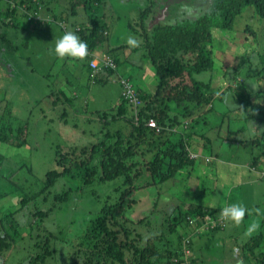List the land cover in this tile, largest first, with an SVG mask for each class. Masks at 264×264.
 Masks as SVG:
<instances>
[{
    "label": "trees",
    "instance_id": "obj_1",
    "mask_svg": "<svg viewBox=\"0 0 264 264\" xmlns=\"http://www.w3.org/2000/svg\"><path fill=\"white\" fill-rule=\"evenodd\" d=\"M108 1L0 0V25L5 26L0 30V40H3L0 41V50L15 47L5 31L9 17L16 19L13 28L22 26L23 21L32 27L27 15L33 14L32 10L41 5L48 7L54 2L52 7H48L52 11L51 18L38 20V25L49 20L66 28L67 23H70L72 28L68 27L70 30L65 29V32H75L88 44V55L82 60L90 68L93 78L97 75L101 78L106 76L104 81H107L110 74L124 63L125 58H132L134 52L138 53V61L143 59L152 65L156 76L153 93L145 92L131 78L128 79L144 101L138 111L129 107L123 98L107 109L97 108L105 127L101 132L103 134L96 139L92 138L91 144L81 147L76 146L81 142L76 143L68 137L67 143H74V155L57 149L55 163L59 169H49L37 190L31 191L23 182L12 180V174L2 173L5 157L0 154V199L13 193L17 195L12 207L3 209L0 206V264H6L11 250L16 252L17 247L27 251L29 256L16 264H194L189 254L193 250L195 235L190 238L185 233L186 221L208 213L216 214L212 208L200 204L179 205L172 200L161 203L159 192L157 195L154 192L144 195L145 192L140 189H156L157 185L172 179L181 171L189 173V169L201 156L209 159L210 156L204 155L190 157V150H196L191 148L189 138L200 127V111L216 99H222L223 91L210 89L211 79L201 81L196 75L212 71L214 41L224 38L226 31H235L234 22L245 9L251 7L256 15L264 18V0H213L208 10L205 7L207 0H159L162 7L168 5V8L165 10V17L156 20L151 27L149 23L153 8L157 5L156 0H147L142 8L134 9L136 13L125 4L120 3V9L112 2L111 14L105 11ZM18 8L22 11L19 12ZM58 9L61 10L57 11ZM125 11L127 17L123 27L129 23L124 28L133 37L138 35L136 39L139 43L136 47L130 46L128 41H121L119 37L114 41L115 38L112 37L116 29H119L118 20ZM80 12L85 14L82 20L78 16ZM219 29L221 33L214 31ZM244 32L251 33L252 36L256 34L250 24L245 25ZM226 37L231 35L227 34ZM260 59V63L262 60L264 62V54ZM91 62H94L93 67ZM45 73L39 72V78L35 77L34 80L40 82L41 74L47 76ZM254 77L257 80L264 78L263 66L256 68ZM246 88V83L238 81L232 86L227 85L225 91L234 92L233 95L242 102V106L251 110L252 100L248 97ZM1 99L0 107L4 106L6 111L10 102L8 104ZM169 102L180 108V114H171ZM149 117H154L158 124L169 127L179 126L184 119H190L188 131L191 134L181 133L173 140L168 131L156 133L154 129L147 127ZM247 119H256L264 124L263 108L258 107V111L255 108L254 113L250 111ZM5 121L3 118L0 123L6 125ZM1 126L0 140L11 141L9 134L2 132ZM21 127L17 131H21ZM7 129L11 130V135L12 128ZM25 130L26 128L24 134ZM64 130L71 133L77 131L70 127ZM200 135L202 138L205 136ZM254 135L237 141L245 147L251 145L250 149L259 147L260 156L255 154L250 163L253 166L264 157V133ZM223 139H229V136L226 135ZM26 142L24 137L17 143ZM76 152H79V156L75 155ZM27 170L33 174L32 167L27 166ZM60 178H66L71 183L56 192L53 189L61 181ZM73 191L76 192L75 198L72 197ZM40 196L42 204H36L39 203L37 199ZM86 199L90 200L95 211L90 210L79 218L73 212ZM62 207L68 208V216L64 221L57 222H68L67 226H73L69 229L72 233L80 231L73 238L69 234H59L56 228L59 224L56 221L52 229L45 227L47 224L43 222ZM28 213L36 219L26 220ZM77 217L79 220L74 222L73 219H78ZM180 223V230L177 231ZM26 237L33 241L29 247L21 246ZM250 238L252 242L248 241ZM250 238L242 245L244 249L241 264H264V228Z\"/></svg>",
    "mask_w": 264,
    "mask_h": 264
},
{
    "label": "rangeland",
    "instance_id": "obj_2",
    "mask_svg": "<svg viewBox=\"0 0 264 264\" xmlns=\"http://www.w3.org/2000/svg\"><path fill=\"white\" fill-rule=\"evenodd\" d=\"M146 1L147 0H109L105 7V11L107 14L112 13V2L116 7H120V3H122L129 6V8L134 11V9L142 8ZM205 1L206 0H204V2ZM155 3L157 5L153 8L149 27L157 22L156 20L162 19L164 13L161 2L156 0ZM54 4V2H51L48 7H52ZM212 4L213 0L206 1L205 7L207 10L211 8ZM48 7L41 5L40 16L30 20L32 22L31 24L38 23V20L51 18L50 15L52 11L48 9ZM45 8L48 10H45ZM120 9H122V7H120ZM18 10L19 12L22 11L21 8H18ZM60 10L61 9H58L57 11ZM248 10L250 9H245L237 20H235V31H230V33L226 31L227 33L225 34H230L231 37L228 38L225 35L224 38L214 41V50L212 51L214 62L212 71H205L196 75L197 79L201 81H208L211 79L213 90L224 91L222 99L213 101L212 109H210V104H207L203 110L200 111L202 113L199 118L200 123L198 122L200 127L195 129V133L197 137H200V134H204V138L209 139L210 143H208L206 150L211 149L214 155H221L225 160L230 157L231 159L234 158L233 160L239 161L249 157L251 145L245 147L240 145L237 141L248 139L253 133H259L261 130L258 121L256 119H247V115L250 111L254 113L255 108L258 111V107H262L264 110V78L260 77L257 80V78L254 77L256 68L263 66V62H259L260 55L257 56L256 53L261 51L264 43V36L261 32L264 18H260L254 13L251 17L252 19L249 20V18H246L248 16ZM124 13L125 14L121 15L122 18L118 20L119 29H116L112 37L115 39L119 37L121 41H128V38L133 37V35L124 28L126 25L123 27L126 23L127 11ZM78 16L81 20L85 18L83 12H80ZM109 16L111 17L112 15ZM106 18L108 19V16H106ZM244 21H250L251 28H256H252L256 32L255 36L247 32L243 35L242 30H239ZM15 22L16 19L13 20L9 17L8 28L7 30L5 29L8 38L14 42L15 47L5 49L6 51L0 53V98H2V101H7V103L10 102L9 109L6 111H4V106L0 107V122L3 118L6 119V125L0 123V126L2 125V132H7L6 135L9 134L11 139V141L8 142L0 140V154L5 157L2 162V167L4 169L2 168L1 171H3L2 173L4 174H12V180L23 182L33 191L38 189L40 181H42L45 173L49 169L57 168L55 163V158L58 157L57 149L61 150V152L68 151L70 155H74L72 154L74 143H67L68 137L74 139L72 141L76 143L81 142L76 145L81 147L91 144L92 138L96 139L103 134L101 132L105 130V127L103 126V120L99 117L101 113L96 111V109L98 107L107 109V107L113 105L117 101L116 97L119 98L121 86L118 79L114 78L115 74H111L107 81H103L102 85L98 81L96 85L91 82L89 83L84 77L76 81L74 77H77V74H66L72 82L71 86L74 85V88L76 87L75 93H68L67 85L62 87L66 90L67 95L69 94L72 97L73 103L71 106L74 110H69L67 102L63 100L65 105L54 101V99H57L56 94L50 95L42 93L41 90L47 87L45 81L35 82L37 84H34L31 88L26 80L32 81L34 80V75L37 77L39 72L48 70L50 62L57 56L54 52L56 40L64 34L65 29L70 30L67 28H72V25L67 23V27L65 28L47 20L40 22V25H37L33 29L30 28L31 26H28L27 29H23L20 27L13 28L14 26L12 25ZM2 26L0 25V30L5 28V26ZM214 31L221 33L220 29ZM137 36L138 35H136V37ZM252 39H260L256 40L257 45L254 52L253 47L250 49V46L253 45ZM229 47L230 49H228ZM132 58H138V53L134 52ZM122 64L120 65L121 71ZM139 71L141 74L134 76L136 80L135 78H131L133 83L137 85L142 83L148 87H154L156 76L154 75L155 72L154 69H152V65L145 61L144 67ZM225 74H228V76L226 77ZM58 79V76L56 79L55 77L49 78L50 84L54 82L59 87L57 91H59L61 87ZM185 79H187L189 83L187 76ZM238 81H242L247 85L246 92H248V97L252 100L251 110L242 106V102L233 95L234 92L225 91L227 85L230 84V86H232ZM151 90L153 91L152 88ZM59 97L61 98V96ZM142 104H144V101ZM76 105H78V109ZM169 106L171 114H180V108H176L177 106L173 102H169ZM73 118H77V120ZM74 123L77 125H73ZM22 125H24V127H21ZM7 126L12 128L11 135V130L7 129L9 128ZM20 127L22 130L17 131ZM66 127H70V129L77 131L71 133L64 130ZM178 131H181L180 128H177L176 132ZM226 135L229 136V139L224 140L223 138ZM24 137H26L27 140L26 144H18L17 142L21 141ZM172 139L175 140L176 136ZM190 142H192V140H190ZM191 148L194 149L193 147ZM195 150L202 154L199 148ZM206 150H203V152ZM256 152H254L253 155H255ZM78 153L79 152H76L75 155H78ZM198 162H201V157L197 163ZM213 162L214 160H211V162H207V164L212 165ZM27 166L32 167L33 174L28 172ZM57 169H59V167ZM196 169L197 167L194 171H197ZM201 169H205V167L202 165V167L198 168V171ZM60 179L61 181H58L53 189L56 192L62 190L65 186H69L71 183L69 181L68 183L66 178ZM177 179L178 181H170L163 186L161 185L162 183H160L156 189L142 188L140 190L145 192L144 195H151L153 192L155 193V190L159 192L161 188V203H168L172 200V195L174 196L172 201H177L178 199H182L181 192L178 188L185 186L186 177L184 175L182 178L178 177ZM5 182L7 184L9 183L8 180H5ZM254 186L255 185L251 183L246 184L244 182L243 185L235 189L236 192H238V196L235 197V200L237 199L239 203L243 202L244 207L247 209L246 215L239 223L242 224V229L240 231H237L236 228L238 223L233 222V227H225L217 231V233L220 234L216 235V237H210V239H208V237L196 236L193 238L195 248L202 253L203 262L200 259L198 261L199 264H201V262L202 264H241L244 249L242 242L244 241L245 233H248L253 226H261V222L264 220V181H260L258 187L261 192L258 199L255 198L258 200L256 206H254V202L256 201L252 199L251 194L253 192L251 189ZM165 192H169L170 195L163 196ZM185 192H188L186 188ZM217 194V197H220V192H217ZM75 195L76 192L73 191L72 197L75 198ZM41 198L42 196L37 199L39 203L36 204H42ZM12 200L13 197H11V200L5 201L6 208H10L16 203ZM250 200L252 203L247 206ZM81 203H83L82 206L78 204L80 207L78 206L79 208L73 212V214L76 213V216L78 215L79 218L83 216L84 213L88 214L90 210L95 211L91 206L90 200L86 199ZM67 216L68 208L62 207L55 210V212L45 218L43 222L47 224L45 227L49 226V228L52 229L56 221V223L59 224L56 225V228L59 230L58 233L61 235L69 234L72 236L71 238H73L80 231L78 233H76L77 231L72 233L69 229L73 228V226H67L66 223L68 222H57L64 221ZM79 218L73 219L74 222L79 220ZM29 219L34 221L36 218L28 213V218L26 220ZM181 224L182 223L177 226V231L180 230ZM36 229L38 230L39 228L36 226ZM260 230L261 229L258 228L256 232ZM33 232L35 235L36 232L34 229ZM25 239V241L21 242V246H31L33 242L32 238L28 239V237H26ZM143 240L144 239H141V241ZM248 241L252 242V239L250 238ZM20 248L21 247H17L16 252L14 249L11 250V255L6 261V264H16L28 258V252Z\"/></svg>",
    "mask_w": 264,
    "mask_h": 264
},
{
    "label": "crops",
    "instance_id": "obj_3",
    "mask_svg": "<svg viewBox=\"0 0 264 264\" xmlns=\"http://www.w3.org/2000/svg\"><path fill=\"white\" fill-rule=\"evenodd\" d=\"M247 9H250V10H248V16L246 18H249V20H251L252 19L251 17L254 14L253 9L251 7H248ZM132 12L136 13L135 10L134 11L132 10ZM163 15L165 16V14H163ZM245 23L250 24V21L249 22L244 21V23L240 26L239 30H242L243 35H244V33H246V32H244V27L246 25ZM32 25L33 26L30 28L33 29L38 24H36V25L32 24ZM127 25L129 26V23H127ZM28 26L29 25L27 23H25V21H23V24H22V26H20V28H23V29L26 28L27 29ZM252 28L256 29L255 27H252ZM261 32L264 36V22L262 24ZM242 38H243V36H242ZM6 39H8V38H6ZM245 40H249V39H245ZM252 40H253V45L250 46V49L253 47V49H254L253 52H254L256 45H257L256 40H260V39H256V40L252 39ZM0 41H3V40H0ZM114 41H117V40L115 39ZM228 49H230V47ZM2 51H6V50L1 49L0 53ZM98 52H99V54H101L100 49H98ZM262 54H264V43H263V47L261 48V51L256 53L257 56L260 55V58H261ZM260 58H259V61L261 60ZM123 61H124V63L121 66L122 71L120 70V67H118V69L116 71H114V73H112V74H115L114 78H116V79H118V76L116 73H119L123 76H127L129 78H135L134 77L135 75L137 76V75L141 74L139 70L142 67H144V65H145V61H143V59H141V61H138V58L133 59V58L128 57V58H125ZM261 62H263V60ZM262 65L264 67V62L262 63ZM32 70H34V69H32ZM45 72H46L45 74L47 76H45L44 74H41L42 78H40V82L45 81L47 84L46 89L41 90L42 93L50 94V95L56 94L57 99L56 100L54 99V101L60 102L63 105H65L63 101L67 102V104L69 106V110H72V109L74 110V108L71 106L73 103V99L69 94H68L69 96L67 95V92L68 93L74 92L76 90V87L74 88V85L71 86L72 82L66 76V74H69V75H71V73H74L75 75L77 74V77H74V80L79 81L82 77H84L87 80V82L94 83L95 85L97 84V81L100 82V84L102 85L103 81L105 80V78H101L100 75L99 76L97 75L96 77L94 76V78H93V74L90 71V68L87 66V64L81 58H73V57H67V56L64 58H60V57L56 56L54 59H52V61L50 62L48 70H46ZM57 76L59 78L58 81L60 82V85H61L59 91H57L59 87L56 85V83L53 82V84H52V82H51V84H50V80H49L50 77H55V79H56ZM103 76L104 75H102V77ZM33 77L35 78V75ZM37 78H39V74H37ZM44 78H46L47 80ZM222 79H224V78H222ZM135 80H136V78H135ZM35 82H37V81L32 80L31 82H27V83H29L30 87L32 88V86L34 84H37ZM138 84H139V82H138ZM66 85L68 86L67 92L65 89L62 88L63 86H66ZM137 87L145 89V92H148V93H153L155 90L154 87H150V86L148 87L147 85L142 84V83L137 85ZM151 88L153 89V91L151 90ZM119 94L121 95L120 92H119ZM120 95H119V98L116 97V99H117L116 103L119 102ZM59 96H61V98ZM76 107H77V109L79 108L78 105H76ZM258 125L261 126L260 127L261 130L259 131V133H262V132L264 133L263 122H258ZM190 134H191V132L189 133V136H190ZM254 134H256V133H253L251 136H253ZM173 135H175V134H173ZM251 136H249V138H251ZM189 139L192 140L191 147L194 148L193 150L199 148V150L202 152L201 155L210 156V157H209V159L206 160L205 158H203L201 156L202 157L201 162H198V163L196 162L189 169L190 170L189 173H185V172L181 171V172L177 173L172 179H168L161 184L163 186L170 181H175V180L178 181V179H177L178 177L182 178L185 175V177H186L185 186L178 188L181 192V198L182 199H178L175 202L179 205L180 204L181 205H188L190 203L200 204L204 207L212 208L214 210V212L216 213L215 215H218L221 208H223L226 205L241 204L244 206L243 202L239 203L237 201V199L235 200V197L238 196V192H236L235 189L238 186L243 185L245 182L246 184L251 183L252 185H255L251 189L253 191L251 194H252V199L254 201H256V202H254V206H256V203L258 201L256 199H258V196H260V192H261L258 187L260 185V181H262V179H264V161H263L264 157H262L263 159L260 158V160L262 159V161L259 163H257L255 161L256 163H254V166L251 165L250 163H252V157L254 156L253 155L254 152L257 151L256 154H259V156H260V151L258 150L259 147L254 146L251 150H249V157H246L242 160L237 161V160H233L234 158L231 159L230 157L225 160V159H223L224 157H222L221 155H218V154L214 155L212 153V150H210V149L206 150L208 143H210L209 139L202 138V136L197 137L196 133H193V135ZM203 150H206V151L203 152ZM196 152H197V150H196ZM211 160H214L213 164L212 165L207 164V162H211ZM202 165L205 167V169H201L200 171H198V168L202 167ZM196 167H197V169H196L197 171H194ZM185 188L187 189L188 192H185ZM217 192H220V194H221L220 197H217V195H218ZM157 194H158V191L155 192V195H157ZM161 195H162V192H161V188H160L159 199H160ZM167 195H170V193L169 192L163 193V196H167ZM16 196L17 195L15 193H13V194L7 195L6 197L1 198L0 199V206L3 209H5L6 208L5 201L11 200V197H13L12 201H16ZM171 197L173 200L174 196L172 195ZM160 201H162V200L160 199ZM214 203L215 204L217 203L216 204L217 206L212 207V205ZM251 203H252V201L250 200V202L247 206H249ZM207 215L211 216L213 214L208 213ZM226 227H229V228L233 227V221H229L228 224L226 225ZM236 228H237V231H240L242 229V224L238 223ZM258 228H261V226L251 227L249 232L245 233L244 241L242 242V244L247 239H249L252 235H254ZM219 230H222V229L213 230V231L208 232L206 234H202L199 237H208V239H210V237H216V235L220 234V233H217V231H219ZM221 233H224V232H221ZM192 247H193V250H192L193 251V257L192 258H193L194 264H199L198 261L200 259L202 260V253L195 248L194 243H193ZM202 262H203V260H202ZM202 262H201V264H202ZM241 262H242V259H241Z\"/></svg>",
    "mask_w": 264,
    "mask_h": 264
},
{
    "label": "clouds",
    "instance_id": "obj_4",
    "mask_svg": "<svg viewBox=\"0 0 264 264\" xmlns=\"http://www.w3.org/2000/svg\"><path fill=\"white\" fill-rule=\"evenodd\" d=\"M165 6H167V8H168V5L163 6V8H164L163 14H165V10L167 9V8H165ZM32 13L33 14L36 13L33 16L39 17L40 16L39 15L40 8H38L36 10H32ZM27 17L30 20L38 18V17H29V14L27 15ZM163 17H165V16L163 15L162 19H163ZM45 19H48V18H45ZM34 24H36V23H34ZM138 43L139 42L137 41V39L135 37H129L128 38V44L130 46L136 47V46H138ZM54 52L60 58H64L67 56V57L81 58L82 59L88 55V44L86 41L82 40L81 37L79 35H77L75 32L66 31V32H64V34L62 36H60L56 40L55 45H54ZM116 74L118 76V81L120 82V86H121L120 98H123V100H125L123 95H122V90H123L122 81L126 80V81L130 82L132 87L134 88V90L136 87L133 85V83L130 80H128L129 77H127V76L124 77L123 75H121L119 73H116ZM211 88H212V84H211L210 89ZM215 91H220V90H215ZM135 92H136V90H135ZM223 96H224V91H223ZM140 100H141V105L137 107V110L134 107H132L129 103H128V106L133 108L134 111H138L143 106V104H142L143 99L140 98ZM212 104L213 103L210 104V106H212L210 109L213 108ZM150 118L155 119L154 117H149L147 119V121ZM147 121H146V125H147ZM156 122H157V120H156ZM157 124H158V122H157ZM189 124H190V119H184L183 122L181 123V125H179V126L169 127L167 125L162 126L161 124H158L160 127L159 131H156V129L154 127H150L148 125H147V127L154 129V131L156 133H160L161 131H164V130L168 131L170 136L174 137L175 135H179L181 133L189 132L188 131L189 130ZM177 128H180L181 131L176 132ZM173 134H175V135H173ZM189 142H190V140H189ZM189 153H190V157H192V158L201 155L200 153L194 152L192 150H190ZM215 206H217V205L214 203L212 205V207H215ZM246 211H247V209L243 205L229 204V205H226L223 208H221L218 215H211V216L205 215V216H198V218L197 217L191 218V219L189 218L186 221L187 224L186 225L183 224L186 227L185 233H187L188 236H190V238H192V236H194V235L196 237V236H200L202 234H206L208 232H211L213 230L224 229L229 221H233L235 223H240L241 220L246 215ZM263 225H264V220L261 223V228H260L261 230L264 228ZM189 255H190V259H192L193 251Z\"/></svg>",
    "mask_w": 264,
    "mask_h": 264
},
{
    "label": "built area",
    "instance_id": "obj_5",
    "mask_svg": "<svg viewBox=\"0 0 264 264\" xmlns=\"http://www.w3.org/2000/svg\"><path fill=\"white\" fill-rule=\"evenodd\" d=\"M34 14H29V17H38V16H33ZM90 65L93 67L94 66V62H91ZM113 67V66H112ZM123 90H122V95L124 97V99L137 110V107L141 105V100L138 96V94L135 92L134 88L132 87L131 83L123 80ZM147 125L150 127H154L156 129V131L160 130L159 125L157 124L156 120L153 118H150L147 121ZM186 252H189L188 249H186Z\"/></svg>",
    "mask_w": 264,
    "mask_h": 264
},
{
    "label": "water",
    "instance_id": "obj_6",
    "mask_svg": "<svg viewBox=\"0 0 264 264\" xmlns=\"http://www.w3.org/2000/svg\"><path fill=\"white\" fill-rule=\"evenodd\" d=\"M165 8H167V6H165Z\"/></svg>",
    "mask_w": 264,
    "mask_h": 264
}]
</instances>
